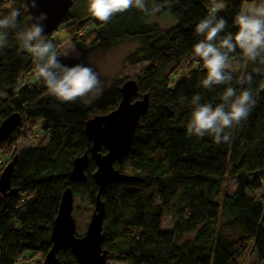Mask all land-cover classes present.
Returning <instances> with one entry per match:
<instances>
[{"label": "trees", "instance_id": "1", "mask_svg": "<svg viewBox=\"0 0 264 264\" xmlns=\"http://www.w3.org/2000/svg\"><path fill=\"white\" fill-rule=\"evenodd\" d=\"M75 1V0H74ZM85 8L65 29L78 58H60L63 64L86 66L98 48L118 38L138 42L136 51L125 60L134 67L147 66L134 79L137 98L148 95L147 114L140 118L130 149L114 169L136 180L113 183L100 196L104 215L101 232L107 261L121 264H264V66L254 74L256 107L247 120L231 130L230 143H214L210 136L188 137L185 125L191 114V98L200 93L204 101L218 103L223 86L208 91L201 81L206 75L202 62L192 55L201 37L195 25L214 5L218 16L228 21L226 31H237L234 17L249 5L264 0H148V12L130 8L117 13L107 23L96 20L88 11V0H79ZM73 2V0H72ZM75 2L72 3L73 8ZM12 7L22 15L15 29L8 30V43L0 48V122L19 114L20 124L8 139L0 143L11 151L9 162L16 157L10 180L12 196L0 195V264H22L25 253L43 260L50 250L51 220L22 223L25 208L17 204L22 191L49 182L56 206L68 188L72 200L78 199L93 208L97 186L92 179L95 166L89 158L91 143L84 133L87 120L116 109L119 88L125 81L112 83L103 94L84 103H61L43 82L20 84L23 77L36 75L31 54L21 50L17 33L30 26L24 0H0V17ZM154 7L161 11L153 13ZM70 8V9H71ZM69 9V12H70ZM152 15L171 17L175 24L161 29L149 21ZM91 26L87 36L81 31ZM56 47L51 35H45ZM188 63L196 69L191 94L181 98L171 88L173 68ZM233 72H252L254 65L237 51L231 57ZM233 86L240 88L237 80ZM246 86V85H245ZM40 122L43 146L15 150L24 135L25 122ZM105 151L101 149V154ZM88 154L85 181L70 183L68 173L73 159ZM5 154V152H4ZM7 164L0 160V173ZM234 180L230 194L219 198L220 182ZM73 216V215H72ZM171 219V229H161V219ZM58 264H76L68 250H59Z\"/></svg>", "mask_w": 264, "mask_h": 264}, {"label": "clouds", "instance_id": "2", "mask_svg": "<svg viewBox=\"0 0 264 264\" xmlns=\"http://www.w3.org/2000/svg\"><path fill=\"white\" fill-rule=\"evenodd\" d=\"M173 0H167L171 8ZM148 12V0H88V11L98 21L109 22L117 13L130 8ZM38 8L37 0H26L25 12ZM219 5H214L208 14L195 25V34L201 37L194 44L192 55L202 62L206 75L201 81L203 89L211 91L223 86L218 103L204 101L202 94L191 98V114L187 121L186 135L203 138L210 136L214 143H230L231 130L247 120L256 107V90L251 86L254 74L264 66V2L249 5L233 19L237 31H226L228 21L218 16ZM153 13L160 7L151 9ZM22 12L12 7L0 17V48L8 43V30L15 29ZM32 23L17 33L20 49L27 50L33 59L36 75L49 93L61 103L81 100L90 103L103 94L98 74L88 66L77 63L63 64L55 45L46 38L44 21L47 13L31 16ZM239 51L241 58L257 65L252 72L231 71V57ZM67 56V54H65ZM237 80L240 88L233 86ZM246 85V86H245Z\"/></svg>", "mask_w": 264, "mask_h": 264}, {"label": "water", "instance_id": "3", "mask_svg": "<svg viewBox=\"0 0 264 264\" xmlns=\"http://www.w3.org/2000/svg\"><path fill=\"white\" fill-rule=\"evenodd\" d=\"M26 4V0H24ZM72 0H37L38 8L28 12L31 16L47 13L44 21L45 35L54 33L72 6ZM120 101L113 111L103 116H95L85 122L84 133L91 143L89 158L95 171L92 179L97 186L92 213L82 236L75 235V222L72 217V193L66 188L57 203L56 213L50 225V250L45 254L41 264H58L59 250H68L76 264H106L103 250L104 237L101 225L104 215L100 196L113 183L136 180L114 169V164L121 165L126 157L136 130L138 121L148 111V95L137 98V86L134 80L121 84ZM20 124L19 114H11L0 122V143L14 132ZM101 149L105 152L101 154ZM88 154L75 158L68 173L70 183L85 181L84 170L88 163ZM16 161L14 157L0 173V195L12 196L16 190L10 189V180Z\"/></svg>", "mask_w": 264, "mask_h": 264}, {"label": "rangeland", "instance_id": "4", "mask_svg": "<svg viewBox=\"0 0 264 264\" xmlns=\"http://www.w3.org/2000/svg\"><path fill=\"white\" fill-rule=\"evenodd\" d=\"M3 2H10L11 0H2ZM75 2L73 8L68 11L66 16L61 21L57 30L51 34L52 38L59 44L57 49L60 54V58H78L77 52L74 50L69 41V36L66 34L65 29L72 23L73 17H79L83 14L85 8H81L79 0H73ZM149 21L156 22L161 29H166L168 26H173L175 21L171 17H158L152 15ZM170 23V24H169ZM91 30V26L81 31V35L88 33ZM138 47V42L130 38H118L111 40L108 44L96 49L89 57L86 66L91 67L99 76L103 92L114 82H120L125 80H134L136 76L147 66L146 63H140L134 67L125 65L126 58L133 54ZM67 54V56H65ZM237 52L234 53L236 56ZM236 67L231 65V71ZM196 69L192 68L188 63H183L177 68L172 69L171 73V88L179 93L181 98L188 97L194 84L196 82ZM39 78L37 75H30L29 77H23L20 84L23 86L29 83H37ZM4 98L3 94H0V101ZM20 132L24 135L16 142L14 149L20 150L22 148L32 149L35 147L43 146L46 143V137L42 135L40 130V122L36 121L34 124L25 122L23 123ZM0 152V160L2 163L8 164L9 157L6 147ZM5 152V154H4ZM234 188V180L231 178H224L220 182L219 198L223 195H228ZM52 186L49 182H45L39 185L32 186L25 189L17 198V204L24 205L25 214L22 219V223H34V222H47L54 218L56 213V204L52 198ZM92 207H88L87 203L74 199L72 201V217L75 222V235L80 237L83 235L88 219L92 213ZM171 219L165 216L161 219V229L163 231H169L171 229ZM109 243L104 242L102 247L107 246ZM23 257L26 259L22 264H41L42 259L40 256L37 258L32 253H25ZM106 264H121L117 261H107ZM208 264V262L204 263Z\"/></svg>", "mask_w": 264, "mask_h": 264}]
</instances>
